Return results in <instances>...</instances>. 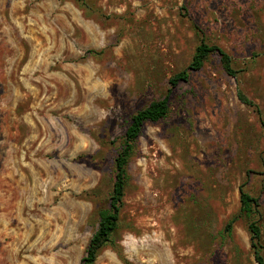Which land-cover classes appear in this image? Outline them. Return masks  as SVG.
<instances>
[{
  "label": "rangeland",
  "instance_id": "obj_1",
  "mask_svg": "<svg viewBox=\"0 0 264 264\" xmlns=\"http://www.w3.org/2000/svg\"><path fill=\"white\" fill-rule=\"evenodd\" d=\"M85 1L0 0V264H80L131 116L166 94L202 33L237 73L209 55L143 124L93 264H259L248 222L264 260V0ZM241 185L259 211L226 230Z\"/></svg>",
  "mask_w": 264,
  "mask_h": 264
},
{
  "label": "trees",
  "instance_id": "obj_2",
  "mask_svg": "<svg viewBox=\"0 0 264 264\" xmlns=\"http://www.w3.org/2000/svg\"><path fill=\"white\" fill-rule=\"evenodd\" d=\"M83 8L88 9L90 5L85 0H76ZM216 54L219 58L223 70L235 76L237 70L233 67L231 56L221 47L210 44L205 38V34H201L200 42L195 47L190 62L180 71L174 73L169 79V88L166 94L156 100L151 101L147 106L137 110L130 118L125 129L121 143L113 158V178L112 186L108 196V206L100 208L98 214V225L92 234L85 250V255L81 258L80 264H93L100 250L111 243L113 233L119 226L120 213L123 205V197L128 179L127 165L133 155L136 142L141 134L143 124L146 121L156 122L166 116L169 110V94L172 89L181 81L189 80L190 72L197 71L202 68L204 62L209 55ZM238 99L245 105L257 108L255 103L248 98L241 89L237 90ZM264 126V120H261ZM240 208L237 214L233 215L225 226L226 230L231 228L232 223L240 215L250 216L259 211L258 196L251 195L243 188L239 187ZM250 233V244L253 249L255 260L259 264H264V260L259 253L261 243V229L257 220L248 222Z\"/></svg>",
  "mask_w": 264,
  "mask_h": 264
}]
</instances>
